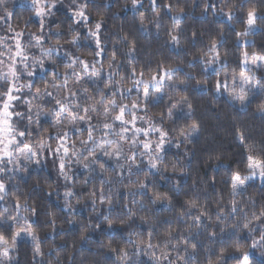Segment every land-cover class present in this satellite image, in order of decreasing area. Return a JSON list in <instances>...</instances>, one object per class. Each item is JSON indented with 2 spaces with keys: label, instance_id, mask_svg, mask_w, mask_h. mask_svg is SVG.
Segmentation results:
<instances>
[{
  "label": "trees",
  "instance_id": "obj_1",
  "mask_svg": "<svg viewBox=\"0 0 264 264\" xmlns=\"http://www.w3.org/2000/svg\"><path fill=\"white\" fill-rule=\"evenodd\" d=\"M83 2L78 0V3ZM215 3L213 7L207 5L206 0H157L154 11L151 0H142V6L136 8H133L132 0H92L86 9L90 17L87 27L102 23L100 36L104 52L100 57L93 55L96 49L91 38L83 39L87 34L83 25L76 27L81 35L80 47L65 43L71 38L68 29L73 25L71 0L57 1L56 7L51 9L52 15L44 18L43 33L39 31L40 19L34 16L33 8H14L17 13L14 29L28 35L33 32L41 35L44 48L56 43V32L63 36L59 54L47 56L40 53L45 68L34 79L36 87L42 91L47 87L53 96L57 93L50 84L53 72L72 71L65 68V52L86 60L90 65L95 63L97 68L103 63L99 79L90 78L91 68L85 73L76 65L75 71L83 77L81 83L89 91L84 93L76 88L78 95L70 98L85 107L96 105L98 111L101 110L97 103L100 91H104L107 97L116 91L118 102L131 104L137 96L134 79L150 81L152 76H161L167 69L174 70V74L171 81L165 80L161 89L150 91L152 103L147 110L143 106L136 110L138 116L151 120L153 126L168 132L169 142L162 153L164 162L157 165L160 171L144 164V158L148 157L140 155V147L133 148L131 143L125 142L137 157L132 171L129 172L131 162L126 161L125 173L118 175L122 167L118 169L104 160L110 169L106 178L94 175L87 179L88 183H83L84 179L74 171L70 174L72 179L65 180L59 174L57 162V175L51 177L39 165L42 162L49 167L50 162H55L56 157L51 154L40 157L39 164L21 160L23 166L12 167V175L2 179L7 192L0 201V233L11 242L15 219L18 227L31 228L38 239L41 254H35L33 241L22 234L9 257H0V264H155L151 250H145L150 232L151 242L160 245L155 249L157 257L166 251L173 260L177 255L191 257L190 264H245L244 255L247 254V264H264V241L261 240L264 217L253 219L252 215L256 213L258 216L264 208V182L256 179L243 195L233 198L230 194L231 173L239 170L242 175L246 174L248 151L264 155V116L259 114V106L264 104V61H260L253 71V87L248 96L250 103L245 107H241L239 101L231 100L223 89L220 92L215 89L217 80H229L233 75L239 78L242 71L249 76L250 72L243 69L244 52L251 58L253 53L264 55V19H256L253 33L237 35L244 33L249 9H255L257 17H264V0H217ZM166 4L172 5L171 12L164 7ZM229 11L231 20L225 15ZM141 16L144 17L143 26ZM174 16L178 17L176 21ZM172 35L179 36V44L172 41ZM243 37L249 41L242 45L240 40ZM213 41L217 44L219 58L209 65L206 61L215 56L209 51ZM132 42L135 51L129 55ZM113 52L116 60L110 69L108 63ZM53 60L55 65L51 63ZM132 68L136 70L135 75ZM109 72L117 73L113 81L123 77L122 87L133 89L130 94L123 93L122 101L120 87L113 83L110 88H105ZM62 95H67L66 90ZM45 101V114L50 115V106L54 107L55 101L52 97ZM89 114L92 126L96 127L97 114ZM138 121L149 127L144 120ZM48 123L41 122L39 133L48 128ZM113 123L118 131V122ZM193 123L199 129L194 142L181 143V130L190 132ZM80 127L84 132L71 129L68 143L71 147L75 141L76 148L82 151L79 141L87 139L88 124L81 122ZM105 131L102 125L96 128L95 139L102 137ZM49 132L54 135L55 129H49ZM49 132H44L45 137ZM155 134L153 141L158 139V133ZM240 134L244 135L247 147L241 145ZM110 138L118 139L115 135ZM33 140L36 141L35 135ZM178 143L180 147H176ZM90 146L91 142L87 147ZM140 181L147 185L146 189H139ZM101 187L111 204L107 201L101 203ZM69 190L75 195L66 198L64 193ZM93 191L96 196L89 195ZM154 193L164 198L152 203ZM193 199L197 201L196 208L190 210L191 215H186L188 202ZM233 199L237 203L235 213L231 212ZM66 202L71 208L66 207ZM33 208L35 214L31 211ZM129 208L134 213L131 217ZM202 212L207 215L202 216V222L197 225L192 217ZM105 216L114 221L111 227L104 220ZM248 221H251L249 227L244 228L243 224ZM169 229L172 230L171 237L166 235ZM130 233L135 235L130 237ZM181 237L188 243L185 244ZM130 240H143L144 244L138 250ZM165 240L169 241L166 248ZM193 243L195 249L191 247ZM121 249L126 250L128 256L118 259ZM176 264H183V260L176 261Z\"/></svg>",
  "mask_w": 264,
  "mask_h": 264
},
{
  "label": "snow or ice",
  "instance_id": "obj_2",
  "mask_svg": "<svg viewBox=\"0 0 264 264\" xmlns=\"http://www.w3.org/2000/svg\"><path fill=\"white\" fill-rule=\"evenodd\" d=\"M32 8L35 16L39 17V31L43 33L45 27V17L52 15L51 9L56 7L57 0H31ZM92 2V0H84L83 3H78V0H71V12H72V20L73 25L69 26L68 34L70 35L69 40H65V43L76 45L80 47L81 35L76 31V27L81 25L86 28V35L83 37L84 40H91L94 42L95 51L93 55L95 57H100L103 55L104 49L102 48L100 30L102 28L101 22H96L92 27H87L90 23V17L86 14V9L88 5ZM4 0H0V4H3ZM151 4L153 6V10H156L157 0H151ZM133 8L138 6H142V0H132ZM164 7L171 12L172 5L166 4ZM214 7V6H213ZM4 11L7 13L8 17L12 15L11 12H8V9L5 7ZM221 13H223V9H220ZM228 19L231 20L232 14L231 11L225 13ZM264 17H257L255 9H249L247 12L246 23L249 26L248 31L251 30L252 26L255 24L256 19ZM0 19H5L4 17H0ZM178 17L174 16L173 20L176 21ZM141 26L144 25V17L140 18ZM157 27H159V23L157 22ZM9 32H14L13 36L10 37H0V66L5 64V57L7 58V71H3L0 68V173L5 172L6 164H15L17 166H23L21 164V160L25 162L40 163V157L45 154H51L56 157V161L58 163L59 174L64 177L65 180L72 179L69 176L68 168L72 163V157L76 158V163L82 165L84 169H92L93 165H98L99 169L104 172L107 171L105 163L100 161L99 156L97 155L98 151L103 153V156L108 158H115L119 161L122 156H124L123 148L121 142L130 141L133 148L139 146L142 148L140 152L141 156L147 155L148 157V166L151 169H158V163L164 162V157L162 153L164 152L165 144L168 143V132L163 130L162 128H156L152 125L151 120L145 119V117L138 116L137 111L140 107H144L147 110V107L150 103H152L151 93L149 92L148 85L151 84V87L156 89H161L164 86L165 80L171 81L173 79L174 70L167 69L164 71L162 76H152L151 80H143V79H134L133 84L137 90L136 98L131 102V104L120 103L116 99V91L112 92L111 97H107L104 91H100L98 94L100 96V100L97 102L100 106V111H98L96 105H92L91 107L82 106L79 103L70 100V98H75L78 93L75 91L76 88H80L81 91L87 93L89 89L84 87L81 83L83 77L79 76L75 71L76 65H79L81 70L85 73L90 72V78L99 79L101 75V69L103 68V63L101 62L100 68H97L95 63L91 65L84 59H81L78 56H73L70 53L65 52L64 56L67 58V63L65 64L66 69H71L72 71H65L64 73L53 72L52 79L50 81L51 87L57 89V93L53 96V93L47 90V87L42 91L40 87H36L33 80L31 78L34 77L35 71L37 68L43 70L45 68V60L37 58L33 56L30 60L28 55L29 48H40L41 52L47 56H51L53 53L59 54L60 49L63 47L61 44V39L63 36L60 32H56L55 36L58 37L56 43L52 47L44 48L42 46V36L37 35L36 33H29L30 36L34 38V43L31 45H25L23 43L22 37L24 36L23 31H15L11 27H9ZM248 31L244 33H237V35H247ZM8 39L11 40L12 43H5L4 41ZM47 39H51V37H47ZM126 40L127 37H124ZM172 41L176 44H179V36L172 35ZM217 44L215 41L212 42V45L209 49L210 52H214L215 56L213 60L206 61L207 64L211 65L214 60L219 58V52L216 50ZM135 51V44L132 42L129 46V55ZM116 60V53L113 52L108 63V67L111 69L113 67V61ZM249 61L248 53H243V64L247 66ZM257 61H264V55H257L255 53L252 54V62L255 63ZM53 65L56 64V61H51ZM135 68H132V73L135 75ZM26 75L29 79L25 83H20L22 76ZM117 75L115 72H109V82L105 84V88H110L112 84H116L120 87L121 90V101L124 99V92L131 93L133 91L132 88H123L122 81L123 77L120 80L113 81V77ZM143 73H141V76ZM71 79V86L69 85V81ZM95 79H93V83H95ZM239 83H237V77L233 75L232 77V85L229 89V85L225 80H217L215 83V89L217 92H220L222 89L228 92L230 98L234 101H239L241 107H245L250 103L248 96L249 91L253 87L252 76H245L244 72H240L239 74ZM60 83H57V81ZM143 84L145 87L143 91H140L139 86ZM35 87L34 98H42L43 96L52 97L55 101V106L50 110L52 113V118L48 123V128L43 129L42 132L39 133V140L37 145L33 146V141L31 139L32 133L27 130H20L16 127L15 119H27L29 124L32 123L33 117L30 114L32 111V105L30 101H25L26 104L29 105L28 114L20 111H16V105L21 100V93L24 89H32ZM67 92V95H62V92ZM262 90H264V86H262ZM89 99H93V97H88ZM107 101V103H105ZM176 107V105H173ZM191 108V105H188ZM83 114H80V113ZM90 112H94L97 114L98 123L96 127H93L91 124L92 116L89 114ZM259 114L264 116V104L259 106ZM40 115L41 113L36 112V120L35 123L37 126H40ZM168 116L172 118V112L169 110ZM190 116V113H189ZM144 120L145 123L149 125V127H139L137 126V120ZM118 122L119 131H116V123L109 122ZM83 122L88 124L87 129V139H81L79 144L81 145L80 149L76 148V142L72 141L71 147L69 146V132L71 129H75L78 133H83L84 129L80 127V123ZM106 131L104 132V136L108 137L109 135H115L118 139L116 140H103V142H97L93 133L96 128L100 127ZM131 125V127H129ZM49 129H55V134L53 135L49 132ZM67 129V130H65ZM44 132H49L48 136L45 137ZM131 132L132 135L128 136L127 133ZM199 129L198 126L193 123L191 125V131L185 133L183 130L180 132L181 143L190 144L194 142V137L198 134ZM151 133H158V139L153 143V141L149 139H140L141 134L144 137H150ZM238 139L241 145L247 147L245 144V137L243 134L238 136ZM91 142L94 147L88 148V143ZM22 145V146H21ZM55 145V146H53ZM176 147H180L178 143ZM86 152L87 154H84ZM126 160L131 161L129 165V172L132 171V165L136 163V153L132 152L131 154L124 156ZM219 159V157H217ZM118 167H122V165H118ZM245 167L246 174H241L239 170L231 173L230 176V194L233 198L239 195H243L251 183L259 178L262 182H264V155L255 154L252 151H248L245 156ZM94 170V169H93ZM147 175V173H145ZM83 183H88V180L85 179ZM104 183L103 181L101 182ZM147 188V185L140 181L139 189L144 190ZM7 188L3 180H0V200L4 199V194H6ZM75 193L72 191H66L64 196L66 198L74 196ZM89 195L96 196V192L93 191ZM162 197L158 193H154L151 197L152 203H156L158 200H161ZM99 199L101 203L107 201L111 204V199L106 197L104 194L103 187L99 190ZM95 200H93V204H95ZM135 203V201H133ZM189 212L185 213L186 215H191V209L196 208L197 201L195 199L190 200L188 202ZM17 209L20 208L19 200L17 199L16 204ZM66 207L71 208V204L66 202ZM25 210L27 206L25 205ZM32 213L35 214V209H31ZM237 211V203L235 199L232 201L231 212L235 213ZM128 215L131 217L134 215L132 210L128 209ZM207 215L206 213H201L200 215L193 216L192 219L195 224L199 225L202 222V216ZM253 219H260L264 217V208L261 209L259 215L253 213ZM219 218V216H218ZM9 219H13L9 217ZM27 221V217L23 218ZM143 220L144 217H141ZM104 220L107 221L108 226L111 227L114 221L109 217L105 216ZM249 223L251 221L245 222L243 224L244 228L249 227ZM18 221L13 219V233L11 235V242L5 238L3 233H0V257L8 258L10 252L14 251L17 246L18 239L22 236L30 237L34 243V252L36 255L41 254V250L38 244V239L36 235L33 233L31 228L18 227ZM99 226V225H97ZM223 231V229H222ZM135 235L134 233H130V237ZM167 236H172V230L169 229L166 233ZM185 244L188 243L186 238L181 237ZM261 240L264 241V235H261ZM152 233L148 234V241L146 244V252L147 250H151L150 255L152 256L155 264H163V261H167V264H176V261L183 260V264H190L191 257H180L177 255L175 260H173L170 254L166 251L161 253L160 257L156 256L155 249L159 248L160 245L153 244L152 242ZM133 243L134 246L139 250L141 245L144 244L143 240L139 241H129ZM164 247L166 248L169 241L165 240ZM255 246V243L254 245ZM193 249L196 248V244H191ZM115 251V250H113ZM187 251V249H185ZM128 256V252L124 249L120 250V255L117 257L118 259H123ZM245 264H247V254L244 255Z\"/></svg>",
  "mask_w": 264,
  "mask_h": 264
},
{
  "label": "rangeland",
  "instance_id": "obj_3",
  "mask_svg": "<svg viewBox=\"0 0 264 264\" xmlns=\"http://www.w3.org/2000/svg\"><path fill=\"white\" fill-rule=\"evenodd\" d=\"M57 1H59V0H57ZM216 1L217 0H206V3H207V5L213 6V5H216V3H215ZM20 6L22 8H29V7L32 8V2H31V0H4V3L3 4H0V17H4L5 18V19H0V37L7 38V37H10V36H13L14 35V32H9L8 29H9V27H11L12 29H14L13 21H14L15 16L17 15V13H15L16 10H14V8H18ZM5 7L8 9V12H11L12 13V15L10 17H8L7 13L4 11ZM34 16H35V14H34ZM248 28H249V26L246 23L244 32L245 31H248ZM14 30L17 31L16 29H14ZM18 31H20V30H18ZM254 31H255V25H253L252 28H251V30L248 31V34H251ZM22 40H23V43L25 45H31V44H33L35 42L34 41V38L32 36H30L28 34H25V33H24V36L22 37ZM248 41H249V38H244L243 37V38H241L240 43L243 45V44L248 43ZM4 42L5 43H9V44L12 43V41L11 40H8V39H6ZM38 49L40 50L39 52H37ZM0 50H3V49L0 48ZM40 53H41V49L40 48H31L30 47L29 48V51H28V55L30 57V60H31V58L33 56L41 59ZM4 59H5L6 62H5V64L3 66H0V68H2L3 71H7V58L5 57ZM249 60H250V62H248L247 66H245L243 64V69L250 72L249 76L254 77L253 71L256 70V68L259 66L260 61H257L255 63H253L251 57H249ZM40 71L41 70L39 68L36 69L35 74H34V77L31 78L33 80V82H34L35 77H38L40 75ZM245 76H248V75H245ZM28 79L29 78L26 75H24V76H22L20 83H25ZM226 81H227L228 85L231 87V85H232V78H230L229 80H226ZM0 83H2V82H0ZM237 83H239V79L238 78H237ZM69 85L71 86V83H69ZM144 87H145V85H143V84H141L139 86L141 92L143 91V88ZM148 89H149V92L150 91H154V89L151 87V84L148 85ZM0 90H2V89H0ZM134 90H135V93H137V90H136L135 86H134ZM156 90H158V89H156ZM34 93H35V90L33 88L32 89H24L23 92L20 94L21 95V100L17 103L16 108H15L16 111H20V112H24V113L28 114L29 105L26 104L25 101H30L31 102V105H32V111L30 113L32 115V117H33L32 123L29 124V121L27 119H15V124H16V127L18 129H20V130H27V131H29V132L32 133L31 139L33 141V146L35 147V145H37L38 140H39V127L35 123V120H36V112L39 111L41 113V115H40V124L43 121H48L49 122L48 118H50V119L52 118V116H51L52 113L50 115L45 114L46 113L45 106H47V103H46L45 99H47L49 97L48 96H43L42 98H34ZM225 94L228 95V92L226 91ZM54 96H55V94H54ZM53 101H54V99H53ZM52 108H53V106L51 105L50 106V110ZM136 123H137V126H139V127H145L144 126L145 124L143 125V123H144L143 121L142 122L141 121H138ZM146 127H147V125H146ZM118 131H119V129H118ZM34 135L36 137V141L33 140V136ZM127 135L128 136H131L132 133L129 132V133H127ZM156 136L157 135L155 133H151L150 134V137H144L141 134L140 139H145L146 140V139H149L150 138L153 141V138H155ZM105 139L111 140L110 135L108 137H105L103 135L102 137H100L96 141L99 143V142H103V140H105ZM112 140H114V139H112ZM125 143L130 144V141L125 142ZM125 143L124 142H121L122 148L124 147V149H123L124 156H127V155L131 154L132 151H131V149H128L129 147ZM153 143H155V141H153ZM92 147H94V145L91 143V146L88 147V148H92ZM137 147H139V146H137ZM140 150H142V148ZM84 154H87V153L84 152ZM97 155L99 156V159L102 162L104 160L105 161L108 160L109 163H110V165H114L117 168H118V165H122V170L121 171H118V175H122L123 173H125V169H126L124 167L125 162L126 161L129 162V163L131 162L129 160H126L124 158V156H122V158L119 161H117L114 157L113 158H108V157L103 156V153L102 152H99V151H98ZM22 161H21V164H22ZM143 161H144V164L145 165L146 164L148 165V158H144ZM39 165L43 169H45V171L47 173H49V175L51 177H55L57 175V174H55L56 173V162H53V161L50 162L49 163V167L43 165L42 162ZM110 165H108V166H110ZM13 166H16L18 168L20 167V166H17L15 164H6L5 165V169H6L5 172L0 173V180H2L3 177L6 176V175H12V167ZM69 167H71V168H68L69 176H70L71 172L74 171L75 174H78V176L79 177L81 176L84 180L85 179H90L94 175H101V176H103V178H106V176L108 175V172H110V169H108L107 166H106L107 171H104V172H102L99 169V166L98 165H93L92 166V169H84L82 167V165L76 163V158L75 157H72V163L69 165ZM99 172H100V174H99ZM257 180H260V179L257 178Z\"/></svg>",
  "mask_w": 264,
  "mask_h": 264
},
{
  "label": "bare ground",
  "instance_id": "obj_4",
  "mask_svg": "<svg viewBox=\"0 0 264 264\" xmlns=\"http://www.w3.org/2000/svg\"><path fill=\"white\" fill-rule=\"evenodd\" d=\"M69 168H71V167H69Z\"/></svg>",
  "mask_w": 264,
  "mask_h": 264
}]
</instances>
